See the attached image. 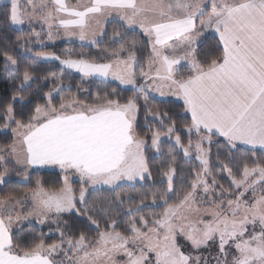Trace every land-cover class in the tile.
<instances>
[{"label": "snow or ice", "instance_id": "obj_1", "mask_svg": "<svg viewBox=\"0 0 264 264\" xmlns=\"http://www.w3.org/2000/svg\"><path fill=\"white\" fill-rule=\"evenodd\" d=\"M27 2L31 4L32 0ZM9 5L5 13L8 21L13 26L23 25L25 19L18 0H9ZM46 8L47 5H42L39 10ZM33 10H36L35 5ZM106 10H116L125 28H139L148 38L153 57L149 68L154 74L140 71L144 83L138 86L139 91H153L164 96L166 88L183 101L185 112L190 113L191 123L184 129H178L166 114L160 117L152 113L153 119L162 126L164 120L170 123L162 131L152 130L150 147L160 153L163 137L185 158H193L194 151L204 176L195 174L191 190L178 204L165 200L166 209L159 218L141 216L131 222L125 229L130 235L115 230V219L105 220L110 231H99V221L94 217L105 209L89 208L87 197L91 193L81 187L77 196L67 174H78L82 184L91 186L93 191L100 186H109L115 191L122 186L121 182L134 186L132 182L150 178L145 156L148 141L134 130L139 111L137 100L129 99L122 104L107 98L100 102L97 97L96 103L86 104L73 99L62 101L57 108L52 103L53 92L49 91L45 97L47 103L37 105L26 123L16 119L15 110L9 104L3 116L4 127L16 125L11 130L26 146L25 163L29 166L55 165L65 173L64 187L56 191L46 190L40 181L36 182L37 190L32 197L38 211L44 216L68 213L81 217L95 226L98 238L89 243L81 233L76 240H66L67 250L62 244L46 246L43 240L31 249H22L13 241L11 215L5 218L0 213V264H64L53 259L58 251L63 252L67 264H264V194L258 198L253 195L251 202L245 198L249 192L255 193L258 185L264 188V164L256 160L252 167L245 164L241 178L236 179L232 168L221 162L219 167L227 172L230 183L237 190L234 198L230 196L225 201L222 192L220 203L209 201L214 210L201 212L193 208L198 190L202 188L205 196L216 195L214 190L220 186L214 177L211 184L204 178L209 175V151L204 146L210 149L213 137L224 138L230 150H236L238 143L251 146V150L264 149V0H154L150 5L137 0H91L82 10L71 7L65 0H53L52 11L44 17V22L53 18V12L66 13L67 18H59V25L68 35H75L71 30L77 29L79 39L84 41L88 37L90 17L104 14ZM208 29L218 38L220 52L210 62L198 59V48L208 39L205 35ZM34 35L39 37V33ZM120 35L119 32L114 34L115 43H121ZM91 44L97 45L98 41L92 39ZM113 56L106 63H96L38 52L33 60L59 61L65 70H75L84 77H100L105 81L111 78L122 85H137L135 66L139 61L135 54L126 51L124 56L118 53ZM5 57L8 75L15 77L20 72L18 62L6 53ZM185 63L191 71L181 77L179 70ZM22 80L21 91L31 86L29 82H35L27 69L22 73ZM62 90L55 89L57 94ZM12 99L17 101L16 96ZM23 100L20 96L19 101ZM144 101L145 110H148L147 95ZM179 131H186L189 136L194 134L196 140L189 139L185 146ZM11 152L15 153L16 148ZM171 159L174 163L175 158ZM176 171V167L169 165L163 172L166 190L173 194ZM3 181L4 175L0 174V183ZM116 201L117 206H122L119 197ZM155 205L156 197L153 196L151 206ZM149 206L141 200L140 206L128 208L126 215L132 216ZM60 236L63 241L64 233ZM178 237L188 242L193 251L208 248L210 242L217 243L219 255L202 259L186 253ZM230 253L231 260L228 259ZM117 256L123 259L117 260Z\"/></svg>", "mask_w": 264, "mask_h": 264}, {"label": "trees", "instance_id": "obj_2", "mask_svg": "<svg viewBox=\"0 0 264 264\" xmlns=\"http://www.w3.org/2000/svg\"><path fill=\"white\" fill-rule=\"evenodd\" d=\"M76 3L77 0H71ZM9 5L0 6V150H6L13 145V131L16 127L11 124L5 128V120L3 116L5 109L12 104L15 110L17 120L27 122L37 105H45L46 94L55 89L62 88L52 103L58 108L60 103L69 102L75 99L77 102L94 104L97 97L100 102L107 99H116L120 103H126L129 99H136L139 105L137 124L135 132L141 138L148 141V147L145 149V156L148 158V166L151 173L150 178L142 183L134 186L123 185L116 188L115 191L110 189H99L91 191L88 198V207L95 210L99 208L105 209L104 213L97 212L95 217L99 221V231L111 230L106 228V219H115L117 221L116 231L124 232L126 235L127 226L137 221L138 217L159 218L165 211L164 201L169 204H178L183 195L190 191V185L196 181V173L202 175L203 169L195 160H187L183 154L169 142L161 144V152L156 154L150 147L152 130H163L164 126L169 125V120H164L162 126L158 120H153L152 113L163 117L165 114L175 121L178 129H184L191 123V118L184 110L181 103L174 101H159L147 97V107L145 110L144 98L140 91L131 89H122L116 84L104 83L98 80H84L82 77L72 74L65 70L60 62L40 63L34 61L33 57L38 52H45L60 56L61 59L71 57L72 59H85L90 62L106 63L109 59L114 58L113 54L118 53L121 56L126 51H132L139 63L135 66L137 72V87L142 85V78L139 73L141 70L146 71L149 61L152 59V53L148 39L137 31H130L119 22H112L107 25L105 35L101 42L93 46H85L80 44L59 43L53 46L40 47L36 46L34 31L23 29L16 30L8 21L5 13L9 9ZM119 32L121 35L118 39L121 43L114 42V34ZM217 38L209 36L198 48V59L210 62L216 59L220 52L218 50ZM21 44L24 47H21ZM7 55H11L18 62L20 72L15 76L8 75V65L6 63ZM27 69L34 77L35 82H31L30 87H26L24 91L20 90L23 84L22 73ZM188 67L181 68L179 75L185 77L190 73ZM139 88V87H138ZM16 96L17 101L14 102L12 97ZM23 96L24 100L19 101V97ZM152 117V118H151ZM8 129V132H3ZM181 141L185 146L188 145L189 139L195 141L194 136H187L184 131H179ZM172 157L175 158L173 163ZM256 160L264 164V152L259 150H249L243 147H237L236 150H230L227 142L218 137H213V144L209 149V182L214 177L218 181L217 189L224 193V199L230 196L234 198L236 191L230 183V178L226 171L222 170L219 165L221 162L232 168L236 179L241 178L242 169L245 164L249 167L254 166L253 161ZM169 165L176 167V176L173 179L175 194L168 192L167 185L164 183L165 177L163 172L168 170ZM7 168L11 171V179L0 186V200L2 202L19 200L26 198L37 190V181H40L44 189L56 191L63 187L62 174L57 171H34L27 173L10 162ZM0 174H4L0 165ZM27 177L26 183L19 180ZM81 184H73L76 195H79ZM156 197V205H152V198ZM116 197L123 201L122 206H117ZM160 197H163L161 199ZM143 200L144 204L150 205L144 208L142 212L134 213L132 216L126 215L128 208H137ZM77 207H80L77 204ZM139 226V223H138ZM64 233V240L79 238L82 233L87 238V242L91 243L98 238V231L95 226L90 225L81 217L74 214L62 216L56 223L38 226L29 224L12 232L13 241L22 249H31L41 240L45 245H53L62 243L60 233Z\"/></svg>", "mask_w": 264, "mask_h": 264}, {"label": "rangeland", "instance_id": "obj_3", "mask_svg": "<svg viewBox=\"0 0 264 264\" xmlns=\"http://www.w3.org/2000/svg\"><path fill=\"white\" fill-rule=\"evenodd\" d=\"M65 2L67 4H69L71 7H76L78 9L82 10L83 7H85L91 3V0H77L76 3H72L71 0H65ZM137 2L140 4H149L150 5L151 3L154 2V0H137ZM18 4L20 5V11H21V13L25 19V23L23 25H19V26H13L12 25V27L16 30L29 29V30H33V31L35 30V28H37L38 31H34L33 33H39V37L37 38L34 35V38H35L36 46L38 45L40 47L53 46V45H56L59 43H68V44L77 43V44L85 45V46H93L91 44V40L96 39L98 41V43L101 42L104 35H105V30H106V27L108 24H110L112 22L121 23V21L118 18V14H117L116 10H106V12L104 14L91 16L90 20H89V28L87 29L88 37L86 40L81 41L79 39L77 29L71 30L73 32H76L75 35H68L66 30L59 25V18H67L66 13H55V12H53V18L50 19L48 21V23L44 22V17H46L48 15L49 11H52L53 0H32L31 4H29L27 2V0H18ZM4 5H9V0H0V6H4ZM33 5H35L36 10H33ZM42 5H47V8L44 9L43 11H40L39 9L41 8ZM49 24L51 25V27H49ZM198 27H199V25H198ZM130 31H137V32L142 34V30H140L139 28H135V29L130 30ZM101 33H103V35H101ZM211 33H213V30L208 29L206 31L205 35L207 37H209L210 35H212ZM49 34H51V39H49ZM202 40H203V38H202ZM38 62L49 63V62H59V61L53 60V61H38ZM182 63H184V62H182ZM62 67L64 68L63 65H62ZM152 67L154 69L155 65H153ZM184 67H188L186 63H185ZM184 67H182V68H184ZM67 71L72 73V74H75V75L82 77L84 80H98V81H101L104 83L116 84L120 88L125 89V90L131 89V90L139 91V88L137 87V85H122L119 83V81L112 80L111 78H108V80L105 81L103 78H100V77H84L82 73H77V72H75V70H67ZM145 72H149L150 74H154L153 72L150 71L149 65L147 66ZM143 83H144V81L142 79V84ZM29 84H31V82H29ZM164 91L166 93L167 89L165 88ZM141 93H142L143 98L145 95H147V97L153 98V99H156L159 101H174L175 102V100H173V99L163 100L165 98V95L160 96V94L158 92L148 91L147 93H144V92H141ZM56 95H57V93L55 92L53 94V97H56ZM177 103H179V102H177ZM137 117H138V113L136 115V119H135V123H134V130H135L136 124H137ZM3 132H8V129H5ZM184 133L187 136H189V134H187L186 131H184ZM12 135H13V139H14L13 145L6 150H0V157H2V159H0V165L4 171V174H3L4 175V181H3V183H0V186H2L4 183H6L7 181H9L11 179V171L7 168V165L10 162H13L17 166V168H19L21 170H26L27 173L34 172V171H57L60 174H62V180H63L65 173L58 166H55V165L29 166V165H27L25 163L26 146L21 143L20 138L18 136H16L14 132L12 133ZM191 136L195 137L194 134ZM195 139H196V137H195ZM163 142H167V141H164V139L162 137V143ZM169 143H171V142H169ZM13 147L16 148L15 153L11 152V149ZM204 147L206 150L209 151L208 145H205ZM153 150L156 154H158L155 151V149H153ZM259 151L264 152V150H259ZM194 157H195V152L193 151V158H186V159L187 160H195L200 165L199 161H197ZM207 158L209 160V154H208ZM17 161H19V163ZM5 169L7 171H5ZM202 169H203V167H202ZM67 175L69 178V184L71 185L75 194H76V192L73 188V184H76V183H79V184H81L82 187L87 188L88 192L93 191L91 186H89L87 184H82L78 174L68 173ZM201 176L202 177L204 176V169H203V173ZM204 178L208 179V181H209V175L207 177H204ZM19 181L21 183H26L27 179L23 178V179H20ZM142 182L143 181H137V182H132V184L135 185V184L142 183ZM121 184H122V186L123 185L130 186V184L127 182H121ZM209 184H211V183L209 182ZM63 187H64V183H63ZM99 189H110V188H109V186H100ZM234 189H235V187H234ZM214 191H215L216 195L205 196L203 194L202 188L200 190H198L197 199L193 204V208H199L201 212L214 210L213 205L209 201L215 200L216 203H220L221 201H220L219 197H220V194L222 193V191L218 190L217 187L215 188ZM235 191H237V190L235 189ZM262 194H264V188H262L258 185L256 187L255 193L249 192L245 198L251 202L253 195H255L258 198ZM224 200L226 201V199H224ZM0 213L4 214L5 218H7L8 215H11V217H12V222L10 225L11 234L13 231H15L17 229H21L25 225L35 224L38 226H44L46 224L56 223L62 216L71 215L68 213H62L59 216H57L54 213H48L47 216L42 215L36 207V201L33 199L32 194L28 195L26 198L14 200V201L2 202L0 200ZM205 219H207V217H205ZM41 221H43V222H41ZM66 240L63 241L62 243H60L63 245L64 250H67ZM177 240H178V243L182 246V250L186 251V253L191 252V254L193 256L199 255V256H201L202 259H209L210 257H218V255H219L217 243L210 242V246L208 248H206V249L201 248L199 251H193L191 249L190 244H188V242H186L182 237H178ZM80 255H82V253ZM69 256H73V254L69 253ZM231 258H232V256L230 253L228 259L231 260ZM53 259L56 260L57 262L63 261L64 264H67L65 256H64L63 252H61V251L54 253ZM116 259L122 260L123 257L117 256Z\"/></svg>", "mask_w": 264, "mask_h": 264}, {"label": "crops", "instance_id": "obj_4", "mask_svg": "<svg viewBox=\"0 0 264 264\" xmlns=\"http://www.w3.org/2000/svg\"><path fill=\"white\" fill-rule=\"evenodd\" d=\"M212 35H210V36H214V34L213 33H211ZM214 37H216V36H214ZM217 38V37H216ZM218 39V38H217ZM168 99H173V100H175V102H179V103H181V104H183V101L182 100H180L177 96H174V95H172L170 92H168V90L166 91V94H165V98L163 99V100H168ZM187 115L190 117V113H187ZM219 137V136H218ZM220 138H222V137H220ZM222 139H224V138H222ZM237 147H243V148H245V149H249V150H251V146H249V145H243V144H240V143H238L237 144ZM255 150H264V149H261V148H259V147H256L255 148Z\"/></svg>", "mask_w": 264, "mask_h": 264}]
</instances>
